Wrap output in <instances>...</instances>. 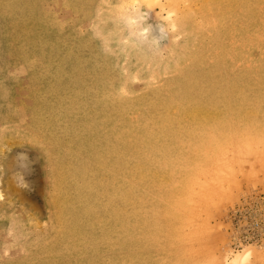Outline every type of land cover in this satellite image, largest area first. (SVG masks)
<instances>
[{
	"label": "rangeland",
	"instance_id": "obj_1",
	"mask_svg": "<svg viewBox=\"0 0 264 264\" xmlns=\"http://www.w3.org/2000/svg\"><path fill=\"white\" fill-rule=\"evenodd\" d=\"M150 3L0 0V264H264V0Z\"/></svg>",
	"mask_w": 264,
	"mask_h": 264
},
{
	"label": "bare ground",
	"instance_id": "obj_2",
	"mask_svg": "<svg viewBox=\"0 0 264 264\" xmlns=\"http://www.w3.org/2000/svg\"><path fill=\"white\" fill-rule=\"evenodd\" d=\"M150 2L153 3L155 0H149V3ZM251 256L252 252L250 250H246L241 255L235 256L236 258H234L229 264H248Z\"/></svg>",
	"mask_w": 264,
	"mask_h": 264
},
{
	"label": "built area",
	"instance_id": "obj_3",
	"mask_svg": "<svg viewBox=\"0 0 264 264\" xmlns=\"http://www.w3.org/2000/svg\"><path fill=\"white\" fill-rule=\"evenodd\" d=\"M251 227L254 228V238H256V233H259L261 230H263L264 223L261 220L254 218V223L251 224Z\"/></svg>",
	"mask_w": 264,
	"mask_h": 264
}]
</instances>
